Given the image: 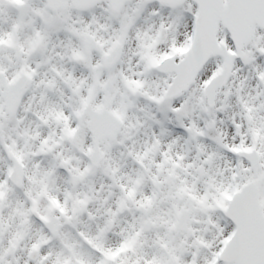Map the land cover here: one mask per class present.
I'll list each match as a JSON object with an SVG mask.
<instances>
[{"label": "snow or ice", "instance_id": "obj_1", "mask_svg": "<svg viewBox=\"0 0 264 264\" xmlns=\"http://www.w3.org/2000/svg\"><path fill=\"white\" fill-rule=\"evenodd\" d=\"M0 264H264V0H0Z\"/></svg>", "mask_w": 264, "mask_h": 264}]
</instances>
